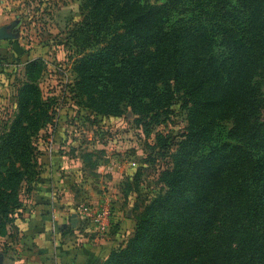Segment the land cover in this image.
Returning a JSON list of instances; mask_svg holds the SVG:
<instances>
[{"label":"trees","instance_id":"trees-1","mask_svg":"<svg viewBox=\"0 0 264 264\" xmlns=\"http://www.w3.org/2000/svg\"><path fill=\"white\" fill-rule=\"evenodd\" d=\"M111 9L108 17L99 16L108 26L123 21L129 51L117 66L121 48L114 39L121 36L115 33L108 39L109 51L96 56L95 66L108 62L103 74L109 78L106 89L92 90L90 99L100 105L109 101L112 107L109 113L102 106L96 112L118 116L125 106L137 116H160L181 103L191 115L170 172L177 186L156 205L173 211L175 228L153 224L152 217L140 221L139 230L151 228L143 234L154 238L138 246L144 254L122 253L123 264H264V123L259 120L264 110V0H118ZM25 104L18 98L19 110ZM220 114L232 124L227 141L212 135ZM20 118L24 121V112ZM20 123L0 127V168L8 162L0 175V236L13 225L19 205L18 195L5 191V180L14 176L19 186L32 181L25 170L31 168L35 148L31 129L20 131ZM15 152H21L20 159ZM10 163L24 171H10ZM198 166L194 184L183 183ZM182 207L188 210L185 220Z\"/></svg>","mask_w":264,"mask_h":264},{"label":"rangeland","instance_id":"rangeland-1","mask_svg":"<svg viewBox=\"0 0 264 264\" xmlns=\"http://www.w3.org/2000/svg\"><path fill=\"white\" fill-rule=\"evenodd\" d=\"M116 2L118 0H0V7L16 30L18 48L22 51L19 57L26 53L34 63L29 67L19 64L13 72L14 81L10 75L9 82L6 79L1 82L0 127L4 122L9 126L21 120L17 127H21L20 131L31 129L30 141L35 148L31 168L25 170L26 175H31V183L16 185L13 176L6 179L3 186L5 191L11 190V196L18 195L20 206L23 200L31 199L43 171L46 150L58 146L66 156L65 173H72L67 176L69 193L79 195L80 205L106 207L116 213L118 223L127 220V228L119 233L117 244L99 264H123L122 253H141L138 246L154 238V235L147 238L143 234L151 228L139 230V223L144 219L152 217L153 224L175 228L173 211L158 210L156 205L164 202L175 186L176 174L170 172L174 171L181 155L179 147L191 121L189 108L181 107V103L160 116L152 113L137 116L125 106H117L121 107L118 116L96 112L101 106L103 113L112 109L107 107L111 105L109 101L100 105L90 99L92 90L103 92L102 89H106L105 80L109 78L103 74L110 69L108 62L95 66L96 56L109 51L107 44L115 33L121 36L114 39L119 44L115 45L118 50L121 48L116 57L119 58L117 66L120 57L129 51L124 46L127 42L123 21L108 26V21L103 22L99 16L108 17ZM20 97L26 101L22 111L17 105ZM19 112H24V121L16 119ZM216 117L212 135L227 141L231 121L228 115ZM259 120L264 123V110ZM39 128L42 129L39 131ZM20 153L14 155L20 159ZM7 165L8 162L0 168V175H5ZM10 165V171H24L16 164ZM189 166L187 161L185 168ZM199 168L193 170L191 177H185L183 183L194 184ZM165 173L168 174L166 179ZM200 185L198 181L195 195ZM19 205L12 217L14 221L19 215L17 210L21 209ZM180 212L186 214L184 220L188 218L187 207H182ZM2 222L0 218V224ZM150 261H154L153 256L149 257Z\"/></svg>","mask_w":264,"mask_h":264},{"label":"crops","instance_id":"crops-1","mask_svg":"<svg viewBox=\"0 0 264 264\" xmlns=\"http://www.w3.org/2000/svg\"><path fill=\"white\" fill-rule=\"evenodd\" d=\"M18 42L16 30L0 7V91L1 82H9L10 75L14 81L15 69L26 64L20 62L21 58L29 59L26 53L19 57L22 51ZM58 150L61 152L56 145L46 150L38 186L31 199L19 205L13 225L0 236V264H99L127 228V220L118 223L111 210L112 227L108 234L101 235L90 219L80 215L77 209L81 198L69 193L67 176L72 173H65L66 156Z\"/></svg>","mask_w":264,"mask_h":264},{"label":"built area","instance_id":"built-area-1","mask_svg":"<svg viewBox=\"0 0 264 264\" xmlns=\"http://www.w3.org/2000/svg\"><path fill=\"white\" fill-rule=\"evenodd\" d=\"M77 210L80 215L92 221L98 234H108L114 219L111 209L106 207L97 209L90 205H80Z\"/></svg>","mask_w":264,"mask_h":264}]
</instances>
